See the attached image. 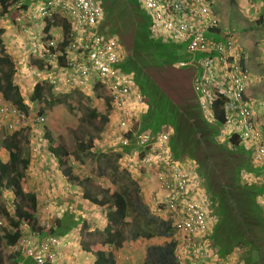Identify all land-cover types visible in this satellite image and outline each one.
<instances>
[{"label": "trees", "instance_id": "16d2710c", "mask_svg": "<svg viewBox=\"0 0 264 264\" xmlns=\"http://www.w3.org/2000/svg\"><path fill=\"white\" fill-rule=\"evenodd\" d=\"M13 1L0 0L1 15L14 17L13 10L9 11ZM103 9L106 16L116 19L111 13L106 12L105 7ZM142 9L146 12L147 18L140 20L129 9L124 16L129 18L126 22L123 21V16L121 20L116 19L118 29H114L113 25L106 21L98 24L99 32L114 36L119 42L122 57L117 67L123 74L131 73L142 94L145 108L138 114L135 124L138 129H148L151 132L169 129L167 144L171 156L176 159H188L193 163L194 169L190 168L187 173L193 177L196 175L200 179V185L207 199V208L205 207L207 217L210 215H208V207L211 213L217 212L213 214L215 223L208 237L216 232L217 225H224L234 229L231 237L235 243L232 247L239 249L246 246L249 252L264 254V218L262 215H257V204L254 199L262 188L251 181L262 173L261 167L252 162L248 164L245 153L248 150L244 149L235 137L221 139L219 127L223 123V113L220 100L217 98L213 100L211 105L213 111L210 118H207L192 89V84L190 85L195 67L190 62L177 65L180 60L190 59V55H187L185 50H182L184 57L178 58L182 56L178 51L182 47L185 49V44L152 35L151 15L144 8ZM57 16L45 20L43 27L45 32H49L51 26L58 23ZM61 19L63 39L58 43L59 48L63 47L69 30L66 17ZM2 33L4 29L0 27V95L16 111L27 116L28 104L23 100L19 87L13 82L15 59L6 52L1 38ZM165 42L173 44L169 49L172 51L169 59L162 56L161 44ZM197 56L196 53L194 59ZM40 59L37 55L31 56L27 65L31 69L43 68L47 63ZM183 67H187L188 71L180 70ZM92 89L91 93L94 96L98 95L100 88L93 86ZM75 92L82 91L55 93L45 78L35 77L28 99L37 103V114H44L45 109L56 103H64L69 110L74 111L76 119L82 121L81 131L71 130L72 147H68L59 138L52 137L47 128H44L43 133L48 141L47 149L56 158L57 168L63 177L79 185L81 196L98 205L105 212L102 229L99 232L96 229L92 232L83 230L85 233L81 235L83 238L80 239V247L93 255L92 264H117L113 249L120 248L127 238L152 236L166 238L171 232V226L168 220L149 213L141 199L136 181L128 176L125 169L118 168L117 153L98 152L93 155L103 159L101 172L108 171L110 181L117 182L115 189L94 183L90 176H79L73 171L70 157L78 162H84L90 153L93 139L109 120L106 111H97L93 106L88 105L87 100L78 99V102L83 101L84 107L83 110L79 109V103L71 97ZM105 103L106 108H109L107 99ZM0 132H2L0 133L2 146L5 145L8 152V159L0 162V189L11 190L14 196L11 213L13 215L0 207V219L4 218L9 228V230L3 228L0 233V264H3L1 245L10 247L17 240L20 235V221L40 235L47 232L61 236L76 221L72 220L70 215H66L54 218L52 224L48 226L38 225L35 218V195L23 191V170L28 165V156L23 144L22 146L20 144L22 131L17 129L9 134ZM229 142L231 145L228 146ZM122 146L125 147L124 149L127 148L125 145ZM129 146L132 148L134 145L129 143ZM250 165H254V170L249 171L252 169ZM243 169L246 171L242 173ZM243 174H248L249 177L244 179ZM126 225L127 232L124 230ZM215 244L214 248L221 256H226L233 249L219 251L216 241ZM171 248L172 241L169 239L162 243L146 245L140 264H175ZM259 259L256 258V261L258 262ZM13 262L15 264L18 260L13 258Z\"/></svg>", "mask_w": 264, "mask_h": 264}, {"label": "built area", "instance_id": "2783aa9c", "mask_svg": "<svg viewBox=\"0 0 264 264\" xmlns=\"http://www.w3.org/2000/svg\"><path fill=\"white\" fill-rule=\"evenodd\" d=\"M140 5L151 15L152 35L185 44L190 59L180 60L177 65L190 62L195 67L192 89L207 118L213 111V100H220V133L226 139L235 137L250 152L251 162L261 167L262 173L251 181L262 188L257 200L264 206V120L254 113L252 102L244 94V82L250 74L241 62L234 34L225 33L223 40L205 34L219 28V18L209 0H140ZM35 9L43 27L45 20L55 15L66 17L69 22L68 38L62 48L58 43L63 39V31L55 38L50 29L45 32L42 28L40 57L47 63L43 78L55 93L71 88H100L110 110L106 136L113 144L134 145L120 156L119 162L127 170L133 161L154 172L153 184L145 188L146 202L159 218L169 221L171 232L167 237L172 241L175 264H242L232 254L216 256L209 247L205 191L200 179L187 173L194 169L193 163L171 156L167 144L169 129L151 132L138 129L135 124L145 108L144 100L131 73L123 74L117 67L122 57L119 42L98 31L104 16L99 0H38ZM9 114L15 116L16 122L23 121L21 113L1 101L0 116ZM32 120L42 122L44 116L34 113ZM69 242L64 235H40L29 229L20 232L10 251L31 259L33 264H58L65 258Z\"/></svg>", "mask_w": 264, "mask_h": 264}, {"label": "rangeland", "instance_id": "374dc122", "mask_svg": "<svg viewBox=\"0 0 264 264\" xmlns=\"http://www.w3.org/2000/svg\"><path fill=\"white\" fill-rule=\"evenodd\" d=\"M33 1H34L33 3L28 4V2L25 3L26 0H14L9 7V11L13 10L12 15L14 17L0 14V25L6 27L4 28V30L7 33L10 30H11L10 32L12 33L10 34V36L13 39V45L8 46L7 49H10V51H12L11 54L15 52L14 49H16V51L20 50L17 51L19 53L23 51V53H20L18 55V57L17 54L13 55L15 57L14 59L23 62L24 64V71L16 75V80L14 82L19 87V91L22 95V98L28 104V114L23 118V121L26 123H28L29 121L32 122L34 113L38 111L37 110L38 107L36 105L37 103L35 101H30L28 99V93L31 91V85L35 77L32 75L31 72H29V66L27 65V60L30 58L31 54H28L27 51L32 50L34 46L37 44V42H39L40 37H42L41 34L44 23L43 20H41L37 15L36 9L33 8L35 4V0ZM209 1L211 3L212 10L219 18L218 27L220 31L218 33H211L209 31H205V34L210 38L221 39V40L225 38L226 36L225 33H231L228 35L236 34L238 35L239 39L242 38L245 35V32L248 30L246 27L248 26L249 19H247L242 14L241 7H239V3L236 0H209ZM99 2L103 7L107 9L106 12L111 13L116 19L119 18L121 20L122 16L124 17L125 14L129 11V9L133 11L134 16L136 18L140 20L147 18L146 12L140 6V0H99ZM27 7H30L31 9L28 10ZM61 18L62 17H57L58 23L56 25L51 26L50 28V33L55 38H58L62 32L60 27V20H62ZM116 19L106 16L104 12V16L100 20V22L101 23L105 21L106 23L109 22L113 25L112 27H114V29H118ZM123 19H124L123 21L126 22L129 18L124 17ZM30 30L33 31L28 33L27 31ZM251 33L258 34L257 31L253 29H249L248 34L252 35ZM31 41L34 43V45H32L33 43ZM5 45L6 44H4V47ZM161 47L163 49L162 56L165 59H169L172 52L169 51V49L173 47V44L170 42H165L161 44ZM182 50L185 49H183V47L179 49L178 52H180L182 56L180 55L178 56V58L184 57L183 56L184 52ZM252 50L254 51L252 54L256 56L255 60L257 58L256 66H251L252 59L251 56L248 55L249 53H251ZM245 51L247 55L245 56V63L250 76L248 77V79L245 80L244 88L247 86L248 90L246 92L250 97L249 100L252 102L251 107L254 113L258 117H260L261 120H263L264 119V71H262L261 69H263L264 67V55H263L264 50H261V47L259 45L256 46L254 49L247 48L245 49ZM16 64L17 63H15V65ZM180 70L188 71L187 67L180 68ZM190 85H191V79H190ZM82 92L79 93L75 92L71 94L72 99L75 102H78L79 98H81L82 100H87L88 105L93 106L97 111L100 112L106 111L108 115L110 114L109 108H106L105 106L102 91L99 90L98 95L95 96L93 95V93H90L91 91H85L83 93ZM80 101L78 102L79 103L78 107L79 109L83 110L84 109L82 105L83 101L81 102ZM42 115L44 116V120L40 124L46 126L48 130L54 134V135L51 134L53 137H57L61 139L68 147H72L73 143H72L71 130L75 129L81 131V126L83 125L81 123L82 122L81 120L76 119L74 115V111L69 110L64 103H56L50 108L45 109L44 114ZM15 120H16L15 116L12 114H9L8 116L5 117L0 116V130H3V132L6 131L7 133H9L10 130L12 131V129L15 130L23 122V121L16 122ZM31 122H29L30 125ZM33 126H35V124ZM106 129H108V123L103 125L101 131H104ZM36 137L39 145L40 144L42 145V142H45L44 138L41 137L39 134L36 135ZM96 137L99 138V140L101 141L100 132L99 134L96 135ZM107 138L109 139V137ZM221 139H223V136ZM39 147L41 149L44 148L43 145ZM96 152L97 150L94 153L90 152L88 156L85 158L84 162H80V163L72 159V157H70L71 160L70 164L72 165L73 171L77 173L79 176H90V179L94 183H98V184L102 183L104 186H108L109 189H115L117 182L112 183L110 181L108 171L101 172V167L103 166V159L100 156L98 157L93 156L96 154ZM245 153L247 155L248 164H250L251 163V160L249 158L250 153L248 151H246ZM45 154L42 155L44 158L43 165H45L47 171L38 170L34 175V178L37 176L36 182L35 181L29 182L28 186L25 188L27 191L33 192L36 196L37 211L35 209V218L38 221V225L40 226H46V225L48 226L52 224V219H50V214H61L65 204V203H57V204L51 203L50 200L47 199L46 195L44 194V190H45L44 185L46 181L48 179H54V173H55L52 167H47L48 165H51V162L48 161L49 158H47ZM90 154L92 155L90 156ZM138 165L139 164L133 163V161L129 163L128 169H130L131 170L130 173L134 175L133 177L130 176L129 177L136 181L142 198L144 200H147V194L144 197L145 188L153 184L154 172L151 168L146 167V169L144 168L142 169V167L140 168L138 167ZM250 166L252 167V169L249 171L254 170V165H250ZM125 170L129 171L127 169ZM245 171L246 170L243 169L242 173ZM257 194L255 195L254 198L255 203L257 204L256 206L257 215H262L264 218V212H263L264 206L257 200ZM42 195L44 196L41 197ZM76 196L77 195H75V198ZM9 197H10L9 194L5 198L0 193V206L7 208L8 211L11 212V206H10L11 203L8 204L10 201ZM203 201L205 207L207 208V199L205 198L203 199ZM67 205H66V210L68 209ZM145 205L147 206L150 214H155L154 208H152L150 203L146 202ZM66 212L69 213L70 211L67 210ZM213 214H217V212L213 211V213H211L208 207V215H209L208 221H212L211 226L209 225L210 230L212 229L215 223L214 222L215 216ZM86 217L88 216L86 215ZM91 218L96 220L95 216L94 217L90 216L86 219V222H88V224L92 223L90 221ZM0 220H2V224L0 225V233H2L3 228L9 230L8 226L6 225L5 219L1 218ZM124 230L125 232L128 231L127 225L124 226ZM21 231H24L23 226H19V232ZM233 231H234L233 228L229 229L228 227H224V225L216 226V232L210 238L208 237L209 247L213 249L215 255L221 256L219 252H217L216 248H214V245H216L215 244L216 241L217 244L219 245V251L233 248L230 251V253H232L234 258L239 262H241L242 264H264V254L258 255L256 251L249 252L246 246H244V248H239V249L232 247L235 243L234 239L231 237ZM94 237H96V235ZM165 240L166 238L163 236H152L150 238L137 237L135 239L127 238L123 242V245L120 248H117L115 250L113 249L115 260L117 264H140L144 256V249L146 245L151 243H162ZM1 249H2L3 264H14L13 258H16L17 260H21L22 258H24L23 256H20L19 254L10 251V249L4 244L1 245ZM256 258L258 259L260 258L258 262L256 261ZM24 261H26V264H33L31 260L28 258H25ZM70 261L72 262V264H80L77 263V261H75V257L73 260L70 259ZM58 264H65V263L62 262L61 260Z\"/></svg>", "mask_w": 264, "mask_h": 264}, {"label": "crops", "instance_id": "0c3cea01", "mask_svg": "<svg viewBox=\"0 0 264 264\" xmlns=\"http://www.w3.org/2000/svg\"><path fill=\"white\" fill-rule=\"evenodd\" d=\"M37 1L38 0H35V4H36ZM236 1L239 3V7H241L242 14L247 19H249V23H248V26L246 28L248 30L249 29H253V30L258 32V34L251 33L252 35H249L248 34V30H247L245 32V35L242 38H240V39H239L238 35L234 34L235 39H236V41L238 43L239 51L242 54L241 62L246 67L245 56H247V55H246L245 49H247V48H249V49L253 48L254 49L256 46L260 45L261 50H264V0H236ZM27 2L29 4V3H33L34 1L33 0H26L25 3H27ZM35 4L33 6L34 9H35ZM27 8H28V10L31 9L30 7H27ZM18 18H20V17H18ZM0 27L3 28V29L6 28L3 25H0ZM10 31H8V33H7L4 30V33L1 34L2 41H3V44H6L5 45L6 52L8 54H10L11 56H13L14 54H17V57H18V55L20 53H23V51H21L19 53L17 51H20V50L16 51V49H14L15 52H13L11 54L12 51H10V49H7L8 46L13 45V39L10 36V34H12V33ZM32 31L33 30H30V31H27V32L30 33ZM219 31H220L219 28L217 30H212V31L209 30V32H211V33H218ZM32 45H34V43ZM26 46H27V44H26ZM29 47H30V44H29ZM253 52L254 51L252 50L251 53H249L248 55H250L251 59H252L251 66H256L257 65V63H256L257 58L255 60L256 56L252 54ZM27 53L31 54L30 58H31V56H35V55L40 57L41 56L40 55V53H41V41L39 40V42H37V44L34 46V48L32 50H28ZM263 55H264V52H263ZM28 60H27V64H28ZM40 60L42 61V58ZM15 63H17V64L15 65V71H14V74H13V82L16 80V75H18V74H20L21 72L24 71L23 62H20V61L16 60ZM261 70L264 71V67ZM46 71L47 70H44V67L40 68V69H37V70L36 69H31L29 67V72H31L32 75L34 77H36V78L43 77V75H44V73ZM14 84H16V83L14 82ZM73 90H78V89H73V88L67 89L66 93H68V92L72 93ZM247 90L248 89H247V86H246L245 89H244V92H245L244 94L248 98H250L248 93L246 92ZM78 91L85 92V90H82V89H79ZM0 99L3 102L8 103V102H6L5 100L2 99L1 95H0ZM104 103H105V99H104ZM29 122H31V121H29ZM29 122L26 123V122L23 121L22 124L19 127H17L15 130L12 129V131H16L17 129H20L22 131L21 136H20L21 137L20 144H21V146L23 144V149H24V151H26V154L28 156V165L23 170V173H24L23 191L25 193H33V192L27 191L25 189L28 186V183L32 182V181L36 182V177L37 176L34 178V175H35V173L38 170L47 171L45 165H43L44 158L42 156V155H44L46 153L45 154L46 157L49 158L48 161L51 162V165H48L47 167H52V169H54L55 173H54V179H48L46 181V183L44 185V189H45L44 190V194L46 195V198L50 200L51 203H56V204L57 203H65L64 204V209L62 210L61 214H50V219L53 220L54 218L70 215L72 220L76 221V223L73 226H71L65 233L62 234L66 238H68L69 241H70L69 242V246L66 249V256L62 260V262H64L65 264H72L70 259L73 260L74 257H75V261H77V263H80V264H92L93 255L90 252L84 251L80 247V239L83 238V237H81V235H84V233H85L83 230L92 232L94 229H96L99 232L102 229V227H103V225L105 223V215H104L105 212L98 205L93 204V203L89 202L86 198L82 197L81 196V192H80V186L75 184V183H72V182L66 180L63 177V175L60 173V171L57 168L56 158L54 156H52L50 154V152L48 151V149H47L48 141H47V139H46V137L44 136V133H43L44 132L43 131L44 128H47V127L43 126L42 124H40L42 122H36V121L32 120L31 125L29 124ZM25 123H26V125H25ZM34 124H35V126H33ZM38 124H39V126H38ZM106 130L100 132L101 141L97 137L93 139L92 146L90 147L89 150H90L91 153H94L96 150H97L96 153H98V152L107 153V154L117 153L118 154V158L120 159V156L124 155L125 153H127L130 150V146L129 145H125L127 148L124 149L125 147L122 146L120 143H114L113 144L112 140H109L107 138V136L105 134ZM0 131H3V130H0ZM10 132H11V130H10ZM0 133H2V132H0ZM4 133L9 134L6 131H4ZM49 133L54 135L53 133H51V131H49ZM38 134L41 137L44 138L45 142H42V140H41L42 145L44 146L43 149H41L39 147V146H42V145L41 144L39 145V143L37 142L36 135H38ZM96 145H97V147H96ZM7 159H8V152L5 149V145L2 146L1 135H0V162H5ZM74 160L77 161L76 159H74ZM118 162H119V160H118ZM118 168L119 169H124V166H122V164L119 162L118 163ZM126 172L128 173V176H130V177L134 176V175H132L130 173L131 172L130 169H129V171H126ZM101 185H103V184L101 183ZM0 193L5 198L9 194V196H10L9 200L10 201H9L8 204L11 203V205H10L11 206V212H9L8 209L3 207V206H0V207L5 209L10 215H13V214H11L12 210H13L12 201L14 199L12 191L8 190V189H2V190L0 189ZM75 195H77L76 198H75ZM145 195L146 194H144V197H145ZM43 196L44 195H42L41 197H43ZM140 196H141V194H140ZM35 199H36V196H35ZM141 199H142L143 203L145 204L146 200H144L142 198V196H141ZM66 205L68 206L67 210L70 211L69 214H68V212H66L67 211L66 210ZM35 209L37 211V199H36V207H35ZM71 211H72V213H71ZM86 215L88 217H90V216L94 217L95 216L96 220L91 218L90 221L92 223L88 224V222H86V219L88 218V217H86ZM211 224H212V221H209V225L210 226H211ZM19 226H23V230L25 232L29 230L28 225H26L22 221H20ZM166 240H168V237H166ZM7 247L10 249L9 246H7ZM230 254H232V253H230ZM25 258H27V257H24L21 260H18V262H16L15 264H21V263L25 264L26 263V261H24Z\"/></svg>", "mask_w": 264, "mask_h": 264}, {"label": "clouds", "instance_id": "9594fccd", "mask_svg": "<svg viewBox=\"0 0 264 264\" xmlns=\"http://www.w3.org/2000/svg\"><path fill=\"white\" fill-rule=\"evenodd\" d=\"M57 17H63V16H59V15H58ZM60 27H61V23H60ZM61 30H62V27H61Z\"/></svg>", "mask_w": 264, "mask_h": 264}]
</instances>
